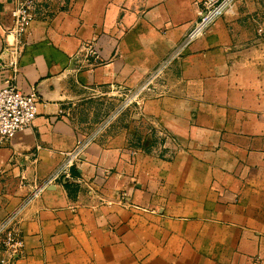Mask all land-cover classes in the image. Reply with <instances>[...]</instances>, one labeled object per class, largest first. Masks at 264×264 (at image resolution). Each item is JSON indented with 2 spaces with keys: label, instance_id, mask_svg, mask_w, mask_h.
<instances>
[{
  "label": "crops",
  "instance_id": "crops-1",
  "mask_svg": "<svg viewBox=\"0 0 264 264\" xmlns=\"http://www.w3.org/2000/svg\"><path fill=\"white\" fill-rule=\"evenodd\" d=\"M200 1L34 0L15 56L0 0V88L38 95L0 145V219L178 46ZM149 89L140 130L111 119L24 206L13 264H264V0H238Z\"/></svg>",
  "mask_w": 264,
  "mask_h": 264
},
{
  "label": "built area",
  "instance_id": "built-area-1",
  "mask_svg": "<svg viewBox=\"0 0 264 264\" xmlns=\"http://www.w3.org/2000/svg\"><path fill=\"white\" fill-rule=\"evenodd\" d=\"M237 1L201 0L196 12L197 17L178 46L138 86L132 90H125V96L121 98L116 108L106 120L84 139L77 142L75 147L64 155L61 162L54 168L50 175L35 185L15 208L0 219V263L13 264L17 258L25 255L21 228V212L24 206L51 182L61 177L71 178V166L80 161L85 146L103 126L120 113L128 101L134 99L150 82L152 83L161 70L184 46L203 34L220 16L232 10ZM12 3L11 15L13 17V24L7 30V33L15 36V45L17 46H13L11 50L15 56H18L20 53L21 36L27 32L33 18L34 0H12ZM82 51L83 58L85 57L86 59L89 56L97 55L96 50L91 45L83 47ZM10 64L14 66L13 63L10 62ZM37 99L38 95L34 89L25 93L18 89L12 76H9L5 80L4 86L0 88V145L9 143L20 129L29 126L33 122L37 113Z\"/></svg>",
  "mask_w": 264,
  "mask_h": 264
},
{
  "label": "rangeland",
  "instance_id": "rangeland-1",
  "mask_svg": "<svg viewBox=\"0 0 264 264\" xmlns=\"http://www.w3.org/2000/svg\"><path fill=\"white\" fill-rule=\"evenodd\" d=\"M151 82L141 91V93L137 96L134 97V99H131L130 101H128L127 105L124 107V109L118 113L116 116L113 117V120L115 118H117L118 116H120L123 113V117L124 119L127 120H134V124H135V128L137 130H140L143 126V122H142V118L144 117V113H143V101H144V97H147L148 94H146L151 88ZM125 93H122V97L125 96ZM110 96H114L115 94H112ZM112 112V111H111ZM110 112V113H111ZM109 113V115H110ZM151 139V136H150ZM151 142V140H150ZM145 143H149V141L145 142ZM1 254V253H0ZM2 264V263H0Z\"/></svg>",
  "mask_w": 264,
  "mask_h": 264
}]
</instances>
